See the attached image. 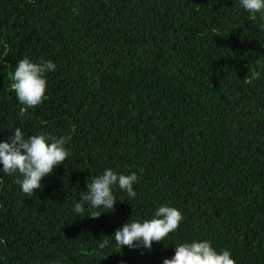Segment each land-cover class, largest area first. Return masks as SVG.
<instances>
[{
    "label": "trees",
    "instance_id": "obj_1",
    "mask_svg": "<svg viewBox=\"0 0 264 264\" xmlns=\"http://www.w3.org/2000/svg\"><path fill=\"white\" fill-rule=\"evenodd\" d=\"M24 56L57 68L21 112L11 76ZM15 127L63 135L69 155L33 195L0 172V264H161L193 238L264 264V12L239 0H0V138ZM105 167L136 171L137 195L115 188L113 211L82 217L74 203ZM165 202L183 215L177 229L150 250L119 249L112 233Z\"/></svg>",
    "mask_w": 264,
    "mask_h": 264
},
{
    "label": "clouds",
    "instance_id": "obj_2",
    "mask_svg": "<svg viewBox=\"0 0 264 264\" xmlns=\"http://www.w3.org/2000/svg\"><path fill=\"white\" fill-rule=\"evenodd\" d=\"M239 4L250 13L264 12V0H239ZM56 68V63L51 59L40 58L34 61L24 56L16 62L11 87L16 100L26 106L21 112L42 103L47 89V73ZM68 155L69 149L63 135L54 136L42 130L26 135L20 127H15L6 139L0 138V172L19 173L16 183L28 195L42 189V178L51 174L58 165L64 164ZM138 179L136 171L124 173L105 167L86 183V190L79 201L74 203L75 213H86L82 217L96 218L102 212L113 211L115 202L119 200L114 195V189L126 192L129 199L135 198L137 193L134 184L138 183ZM182 220L183 215L177 207L167 202L160 203L150 217L131 214L111 236L119 249L128 246L150 250L153 241H162L177 229ZM109 243L108 239L96 241L97 248L101 250ZM161 264H235V260L230 250H218L208 239L193 238L175 244L173 255L163 258Z\"/></svg>",
    "mask_w": 264,
    "mask_h": 264
}]
</instances>
